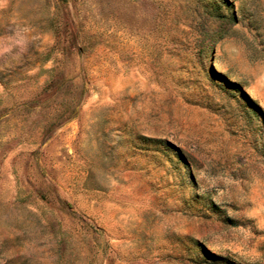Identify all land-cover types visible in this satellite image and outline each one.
Wrapping results in <instances>:
<instances>
[{
  "label": "rangeland",
  "instance_id": "obj_1",
  "mask_svg": "<svg viewBox=\"0 0 264 264\" xmlns=\"http://www.w3.org/2000/svg\"><path fill=\"white\" fill-rule=\"evenodd\" d=\"M0 264H264V0H0Z\"/></svg>",
  "mask_w": 264,
  "mask_h": 264
}]
</instances>
